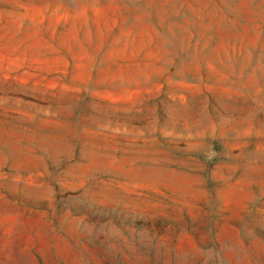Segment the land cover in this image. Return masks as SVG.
Wrapping results in <instances>:
<instances>
[{
  "label": "rangeland",
  "instance_id": "374dc122",
  "mask_svg": "<svg viewBox=\"0 0 264 264\" xmlns=\"http://www.w3.org/2000/svg\"><path fill=\"white\" fill-rule=\"evenodd\" d=\"M0 264H264V0H0Z\"/></svg>",
  "mask_w": 264,
  "mask_h": 264
}]
</instances>
